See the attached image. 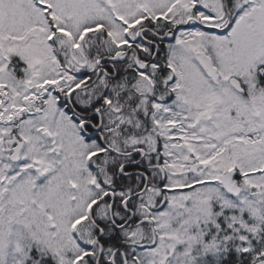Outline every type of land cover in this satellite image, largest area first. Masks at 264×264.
I'll return each mask as SVG.
<instances>
[{
	"label": "snow or ice",
	"instance_id": "snow-or-ice-1",
	"mask_svg": "<svg viewBox=\"0 0 264 264\" xmlns=\"http://www.w3.org/2000/svg\"><path fill=\"white\" fill-rule=\"evenodd\" d=\"M0 264H264V0H0Z\"/></svg>",
	"mask_w": 264,
	"mask_h": 264
}]
</instances>
